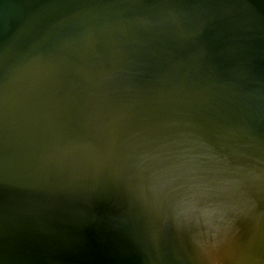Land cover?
Here are the masks:
<instances>
[{"label": "water", "instance_id": "95a60500", "mask_svg": "<svg viewBox=\"0 0 264 264\" xmlns=\"http://www.w3.org/2000/svg\"><path fill=\"white\" fill-rule=\"evenodd\" d=\"M0 264H264V0H0Z\"/></svg>", "mask_w": 264, "mask_h": 264}]
</instances>
